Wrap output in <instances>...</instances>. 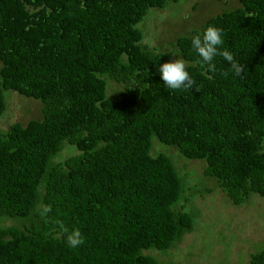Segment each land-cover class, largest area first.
Masks as SVG:
<instances>
[{"label": "trees", "instance_id": "trees-1", "mask_svg": "<svg viewBox=\"0 0 264 264\" xmlns=\"http://www.w3.org/2000/svg\"><path fill=\"white\" fill-rule=\"evenodd\" d=\"M180 1L0 0V117L7 91L41 106L40 119L0 131V264H161L149 252L194 231L197 191L154 140L203 161L227 205L264 199V0L221 12L226 0H208L215 15L198 30L184 27L168 51L150 46L138 25ZM208 26L242 75L221 56L216 72L202 66L191 43ZM178 58L191 90L161 79ZM66 147L75 153L60 160ZM74 229L77 248L66 243ZM249 262L264 264V249Z\"/></svg>", "mask_w": 264, "mask_h": 264}, {"label": "rangeland", "instance_id": "rangeland-1", "mask_svg": "<svg viewBox=\"0 0 264 264\" xmlns=\"http://www.w3.org/2000/svg\"><path fill=\"white\" fill-rule=\"evenodd\" d=\"M208 2L182 0L164 10H150L138 27L148 33L146 41L150 46L158 44L156 48L168 51L172 49L174 40L184 35V27L188 26V33L198 30L205 20L215 15V12L207 11ZM234 4V0H226L224 5L222 3L224 9L219 10H230ZM109 90L113 93L116 88L111 85ZM5 100L7 110L0 117V131L7 130L16 122L25 123L29 118H41V106L37 101H25L12 91L5 92ZM153 143V153L162 151L174 158L181 173L186 174L188 186L197 191L195 194L189 191L190 201L186 206L187 211L196 215V224L194 231L183 236L166 254L157 251L149 254L161 264H250V254L257 248L264 249V199L253 194L244 206L227 205L226 196L215 183L204 178L203 161H188L174 148L159 144L156 140ZM74 153L73 147H66L59 159ZM207 188L211 189L210 193L206 192ZM6 224L10 225V222Z\"/></svg>", "mask_w": 264, "mask_h": 264}, {"label": "clouds", "instance_id": "clouds-1", "mask_svg": "<svg viewBox=\"0 0 264 264\" xmlns=\"http://www.w3.org/2000/svg\"><path fill=\"white\" fill-rule=\"evenodd\" d=\"M223 43L222 29L208 26L202 34L192 37L191 46L201 58L202 66H206L207 72H216V64L213 61L216 56H221L229 62L237 76L242 75L245 67L234 59V55L230 51L220 50ZM187 66V62L183 58L175 59L174 62L164 63L160 66L158 70L167 88L175 91H188L193 88L196 82L187 71ZM196 90L199 91V89ZM42 211L47 213L51 211V208L45 206ZM64 231H67V229H64ZM66 243L71 248H77L85 243V238L79 229H74L67 235Z\"/></svg>", "mask_w": 264, "mask_h": 264}]
</instances>
